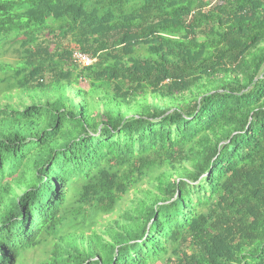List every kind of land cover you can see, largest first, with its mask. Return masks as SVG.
<instances>
[{"label": "trees", "instance_id": "obj_1", "mask_svg": "<svg viewBox=\"0 0 264 264\" xmlns=\"http://www.w3.org/2000/svg\"><path fill=\"white\" fill-rule=\"evenodd\" d=\"M0 50V264H264V0H0Z\"/></svg>", "mask_w": 264, "mask_h": 264}, {"label": "rangeland", "instance_id": "obj_2", "mask_svg": "<svg viewBox=\"0 0 264 264\" xmlns=\"http://www.w3.org/2000/svg\"><path fill=\"white\" fill-rule=\"evenodd\" d=\"M73 46H71L70 48H72ZM17 61L16 56L12 53H8L6 55H4L3 53H1L0 50V65L2 66H6V65H11L14 66L15 62ZM10 75V73L7 74H2L0 73V80L8 77ZM80 87L87 89V84L82 82L80 84ZM13 99L9 100L11 104L13 105H17L19 103V99L17 98L16 93H13ZM0 102L4 105L6 103H8V101L4 100L3 96H0ZM148 188V186L146 184L142 185L138 191L135 192H131L130 194H128L126 197H124L122 199V201L119 203L118 207H117V212L116 214L111 217L110 219H108V216H105L104 220L100 222L99 225H97L94 229L96 230H101L104 231L105 230V223L109 220H115L117 218H120L119 215L126 213L128 210H131V208L133 207V205L138 201H140V199L143 197L142 195V191H146ZM66 226H64L62 234L65 235L67 233H72L71 232V228L69 226H67L68 224H65ZM52 249V245H42L40 246L38 249L28 252L26 254V261L25 264H41L45 261H47L50 256H51V251ZM24 256V254H22V257ZM23 260V259H22Z\"/></svg>", "mask_w": 264, "mask_h": 264}, {"label": "built area", "instance_id": "obj_3", "mask_svg": "<svg viewBox=\"0 0 264 264\" xmlns=\"http://www.w3.org/2000/svg\"><path fill=\"white\" fill-rule=\"evenodd\" d=\"M71 61L77 67L86 69L91 67L96 62V59L86 53L73 51L71 54Z\"/></svg>", "mask_w": 264, "mask_h": 264}]
</instances>
